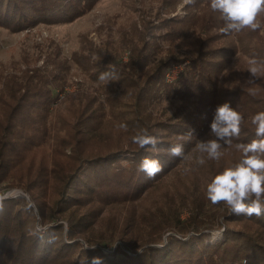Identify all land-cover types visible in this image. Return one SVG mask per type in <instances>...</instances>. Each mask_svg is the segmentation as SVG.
<instances>
[{
	"label": "trees",
	"instance_id": "obj_1",
	"mask_svg": "<svg viewBox=\"0 0 264 264\" xmlns=\"http://www.w3.org/2000/svg\"><path fill=\"white\" fill-rule=\"evenodd\" d=\"M61 3L0 0V25L23 29L87 9L86 0H74L71 10ZM189 3L183 16L161 18L156 28L165 26L163 34L123 36L70 56L58 49L42 65L3 76L0 183L22 187L34 203L23 196L0 199V264H93L96 257L99 264H264V215H235L206 199L211 177L239 160L235 144L258 138L251 118L264 111V77L246 81L248 61L264 60V13L261 29L226 35L210 0ZM161 40L169 41L164 49ZM172 64L180 70L169 78ZM76 70L90 83L74 82ZM226 102L244 117L240 135L230 155L223 152L217 161L205 154L199 165L197 144L210 135L215 108ZM143 129L156 137L155 148L132 143ZM177 144L185 158L169 154ZM145 157L162 165L154 178L138 170ZM113 196L126 203L156 198L148 211L141 209L144 223L132 229L126 223L89 234L81 222L85 211L70 210ZM221 228L223 235L213 239L212 230ZM119 239L125 248L115 244ZM111 244L115 250L104 251Z\"/></svg>",
	"mask_w": 264,
	"mask_h": 264
},
{
	"label": "rangeland",
	"instance_id": "obj_2",
	"mask_svg": "<svg viewBox=\"0 0 264 264\" xmlns=\"http://www.w3.org/2000/svg\"><path fill=\"white\" fill-rule=\"evenodd\" d=\"M86 1L87 9L73 19L67 18L59 21H40L34 26L17 30L0 25V87L4 80L3 76L9 73H20L22 69L27 67L31 68L42 65L49 55L55 56L58 49L61 50L62 55L70 56L74 50H78L81 46H85L84 49H88V45L99 46L107 41H119L123 36L127 37V39L143 38V34H145V37H149L153 29L157 33L163 34L166 30L164 29L165 26H161V28L158 29L156 28L159 25H163V18L167 20L183 16L185 14L184 10L190 4L189 0ZM61 2V5H63L66 10H71V7L74 5V0H61ZM76 9H78V7ZM201 18L198 19L201 20ZM209 32V29L206 30L202 36ZM157 39H162V35ZM161 42V46H163L162 49L166 48L169 44L168 40L164 42L161 40ZM192 42L194 44L197 43L194 39ZM176 48L177 46H174L173 49ZM128 56L129 50L127 49L121 54V59L127 60ZM244 60V57H242L241 60L238 61L244 62ZM179 70V65L172 64L168 67L166 75L169 78H174ZM75 72L72 79L74 82L79 81L85 85L90 83L89 79L80 71L76 70ZM232 74L234 73L232 72ZM76 86L77 83H74L69 87V90H73ZM61 96H63V92ZM116 117L119 118L118 115H116ZM209 138L212 137L208 135L207 139ZM230 150V147H228V150L225 147L221 148L222 152H227L226 155L231 154ZM227 158L229 159V157ZM174 176L172 175L171 178H174ZM10 191L13 193H10ZM20 191L27 195V197H23L33 202L29 194L26 193L22 187L9 186L6 182L0 183V195H3L0 199L7 198L4 196L6 193L18 197L20 196ZM154 198H156V196H154L151 201H148L147 198L144 197L143 200L126 203L122 198L113 196L111 199H103L106 201L103 202L102 205H99L100 203L91 204L83 209L72 207L70 210L72 213L77 211L81 213L85 211V215H83L85 216L84 220L81 222L85 226L84 228H89V234L96 233L104 228L108 230H118L126 223L128 224L127 228L130 227L132 229L133 227H137L138 224L142 225V223H144L141 214L143 211H148L150 209L147 203H151ZM50 205H52V203ZM141 209H143V211H141ZM187 212L188 211H185L183 216L186 217ZM62 222L65 225L63 228L66 233L68 222L65 220H62ZM121 243L120 239L115 242L119 247H123ZM84 246L91 247L87 244ZM108 246L109 247L105 248L104 251L111 252L115 250L112 244Z\"/></svg>",
	"mask_w": 264,
	"mask_h": 264
},
{
	"label": "clouds",
	"instance_id": "obj_3",
	"mask_svg": "<svg viewBox=\"0 0 264 264\" xmlns=\"http://www.w3.org/2000/svg\"><path fill=\"white\" fill-rule=\"evenodd\" d=\"M210 8L220 13L224 21L221 32L226 35L239 33L245 28L252 31L261 29L258 18L264 13V0H210ZM248 63L249 76L246 83H253L256 79L264 77V60L254 57ZM106 76L107 74L102 73L100 79H105ZM249 94L255 95V90L249 89ZM243 120L241 113L230 103L218 105L210 125L212 138L202 139L197 144L201 155L197 157L196 163L205 164V154L209 160H220L223 156L222 144L232 146L233 138L240 135ZM251 123L258 138L248 143L235 144L236 150L241 153L239 160L218 171L206 186V199L213 205L223 203L232 214L248 217L264 215V111L252 116ZM120 127L126 129L127 125L121 124ZM132 143L140 148H155L157 139L143 129L132 136ZM169 154L185 158L183 147L179 144L171 146ZM138 170L149 178H154L162 171V165L157 159L145 157ZM225 230H212V238L221 237ZM99 260V257L93 258V264H99Z\"/></svg>",
	"mask_w": 264,
	"mask_h": 264
},
{
	"label": "built area",
	"instance_id": "obj_4",
	"mask_svg": "<svg viewBox=\"0 0 264 264\" xmlns=\"http://www.w3.org/2000/svg\"><path fill=\"white\" fill-rule=\"evenodd\" d=\"M179 67H180V66H179ZM10 193H13V192L10 191ZM10 193H6L4 196H6V197L11 196ZM2 196H3V195H2ZM2 196H1V197H2ZM12 196H14V195H12Z\"/></svg>",
	"mask_w": 264,
	"mask_h": 264
},
{
	"label": "water",
	"instance_id": "obj_5",
	"mask_svg": "<svg viewBox=\"0 0 264 264\" xmlns=\"http://www.w3.org/2000/svg\"><path fill=\"white\" fill-rule=\"evenodd\" d=\"M19 195L21 196H26L27 197V195L25 194V193H23L22 191H20V193H19ZM33 204V203H32Z\"/></svg>",
	"mask_w": 264,
	"mask_h": 264
}]
</instances>
